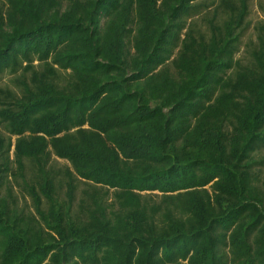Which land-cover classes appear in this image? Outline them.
Listing matches in <instances>:
<instances>
[{"label": "trees", "instance_id": "1", "mask_svg": "<svg viewBox=\"0 0 264 264\" xmlns=\"http://www.w3.org/2000/svg\"><path fill=\"white\" fill-rule=\"evenodd\" d=\"M251 5L0 0V264H264Z\"/></svg>", "mask_w": 264, "mask_h": 264}, {"label": "rangeland", "instance_id": "2", "mask_svg": "<svg viewBox=\"0 0 264 264\" xmlns=\"http://www.w3.org/2000/svg\"><path fill=\"white\" fill-rule=\"evenodd\" d=\"M258 0H252V5H251V12H250V19L255 22L256 20L262 18L261 13L258 9ZM251 37V31L248 32V34L245 36V38L243 39L244 41L247 40V38ZM244 53V47H241L240 52L238 53L237 57H242Z\"/></svg>", "mask_w": 264, "mask_h": 264}]
</instances>
